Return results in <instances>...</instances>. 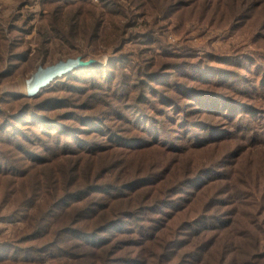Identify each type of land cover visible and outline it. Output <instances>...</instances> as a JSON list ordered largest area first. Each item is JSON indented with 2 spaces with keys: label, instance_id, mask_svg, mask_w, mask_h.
<instances>
[{
  "label": "trees",
  "instance_id": "16d2710c",
  "mask_svg": "<svg viewBox=\"0 0 264 264\" xmlns=\"http://www.w3.org/2000/svg\"><path fill=\"white\" fill-rule=\"evenodd\" d=\"M92 20L91 36H96L101 23ZM74 22V18L70 20ZM86 23L84 20L83 25ZM115 55L114 62L124 60ZM112 64L92 75H69L68 80L82 85L58 80L30 100L0 97V182L7 185V193L15 194L19 186L33 181L30 196L18 200L11 216H18L26 202L39 198L36 212L22 230L23 249L0 247V264H152L146 262L145 249L152 243V235L165 230L163 224L169 217V229L175 231L163 244L161 264H206L216 244L211 238L239 226L236 213H221L222 201L208 203L214 186L204 194L201 212L181 208L177 212L191 210L193 218L173 222L178 202L186 200L173 198L191 196L204 185L207 189L210 185L201 182L210 168L192 178L179 172L174 175L168 160L176 154L184 158L196 155L205 148L198 145V138L193 139L200 136L193 130H205L209 113L223 112L230 118L238 112L240 117L239 105L249 103L236 99L233 109H224L217 99L224 96L220 90L162 80L161 71H145L140 65L135 66L133 76L116 74L111 68L116 64ZM218 79L225 77L220 74ZM248 80H242L243 86ZM259 80L250 90L258 97V108H264V79ZM154 82L160 87H152ZM60 90L62 95L57 97ZM215 136L218 134L209 133L201 144L210 148ZM156 154L161 160L154 159ZM191 188L193 193L186 191ZM157 213L162 217H152ZM254 224L244 226L239 234L248 245L240 249L228 246V254L218 264H264V217ZM185 236L188 239H181ZM155 238L157 241L158 236ZM9 251L14 255L8 256Z\"/></svg>",
  "mask_w": 264,
  "mask_h": 264
},
{
  "label": "rangeland",
  "instance_id": "374dc122",
  "mask_svg": "<svg viewBox=\"0 0 264 264\" xmlns=\"http://www.w3.org/2000/svg\"><path fill=\"white\" fill-rule=\"evenodd\" d=\"M73 18L75 22L70 23ZM91 19L101 23L96 36H91L95 26ZM84 20L88 21L85 26ZM113 55L124 60L114 62ZM76 58L82 62L93 60L95 64L61 76L53 75L35 95L44 94V90L58 80L82 85L80 81L68 80L69 75L78 72L92 75L100 67L113 63L116 66L111 68L116 74L133 76L135 66L140 65L145 71H161L159 79L162 80L220 90L218 92L224 96L217 99L224 109H233L236 99L249 103L239 105V111L243 112L239 118L238 112L230 118L223 112L209 113L205 130H193L195 134L200 133L193 139L198 138V145L205 148L196 155L184 158L176 154L173 160H168L174 166V175L179 172L180 176L192 178L201 169L210 168L201 182V185H210L207 189L205 185L194 193V188L186 189L193 194L173 198L186 199L178 202L180 208L173 211V215H177L173 222L193 218L191 210L177 212L181 208L201 212L204 194L211 186L214 187L209 192L208 203L222 201L219 209L224 216L237 215L240 228H230L220 232L217 239L211 238L216 244L206 264H218L217 261L228 254L225 253L228 246L245 248L248 242L239 236L243 227H254V223L264 217V108H258V97L250 90L254 82L264 79V0H0V97L12 95L16 101L32 99L35 95L25 94L38 76ZM249 71L254 76L251 81V75L246 73ZM220 74L225 79L219 80ZM242 80H248L246 86ZM211 83H215V87ZM157 84L160 83H150L155 88L160 87ZM227 87L233 91L228 93L223 89ZM55 95L61 96V90ZM251 109L250 114H245ZM212 126L218 130L208 128ZM209 133L218 136L212 138L213 142L207 146L210 148H206L201 140ZM154 159L161 160V157L156 154ZM196 163L203 166L195 168ZM32 185L30 180L12 194L7 193L4 190L7 185L0 182V247L6 246V251L23 249L22 230L29 216L36 212L39 198L18 206H22L18 216L11 215L16 211L18 200L30 196ZM21 192L23 195H19ZM152 217L162 216L157 213ZM169 218H165V230L152 235V243L147 244L144 252L147 263L161 264L163 244L175 231V228L169 229ZM189 233L186 235L193 232ZM212 235L207 234V237ZM174 237H177L176 232ZM7 255L14 254L9 251Z\"/></svg>",
  "mask_w": 264,
  "mask_h": 264
},
{
  "label": "bare ground",
  "instance_id": "6f19581e",
  "mask_svg": "<svg viewBox=\"0 0 264 264\" xmlns=\"http://www.w3.org/2000/svg\"><path fill=\"white\" fill-rule=\"evenodd\" d=\"M53 68H56V69H53ZM53 68H50L49 70H51V69H53V70H51V71H49V70H47V72H44L42 75H40V76H38L34 81H33V83L31 84V88H29L28 90H27V93L25 94L26 96H33V95H35L38 91H39V89L40 88H42V87H45L49 82L48 81H51V77L53 76V75H58V76H60L59 74H61V72L63 71V69L64 68H62V67H59V66H56V67H53ZM41 72H43V71H41ZM58 76H56V77H58ZM53 78H55V77H53ZM48 82V83H47ZM47 83V84H46ZM46 84V85H45ZM28 86H29V84H28ZM27 86V87H28Z\"/></svg>",
  "mask_w": 264,
  "mask_h": 264
},
{
  "label": "water",
  "instance_id": "95a60500",
  "mask_svg": "<svg viewBox=\"0 0 264 264\" xmlns=\"http://www.w3.org/2000/svg\"><path fill=\"white\" fill-rule=\"evenodd\" d=\"M94 64H95V62L93 60H88V61L82 62L80 58H76L74 60H67L64 63H59L56 66L64 68L63 71L61 72V74H59L61 76V75H64L70 71H73L75 69H83V68L92 67ZM49 69H47V70H49Z\"/></svg>",
  "mask_w": 264,
  "mask_h": 264
}]
</instances>
